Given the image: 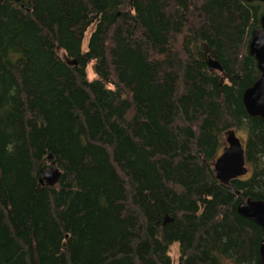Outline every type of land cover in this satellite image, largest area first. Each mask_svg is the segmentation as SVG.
Masks as SVG:
<instances>
[{
  "label": "trees",
  "instance_id": "16d2710c",
  "mask_svg": "<svg viewBox=\"0 0 264 264\" xmlns=\"http://www.w3.org/2000/svg\"><path fill=\"white\" fill-rule=\"evenodd\" d=\"M263 10L0 0V264H172L175 243L176 264H260L261 228L236 208L264 201V123L242 102ZM228 130L248 172L223 184Z\"/></svg>",
  "mask_w": 264,
  "mask_h": 264
},
{
  "label": "water",
  "instance_id": "95a60500",
  "mask_svg": "<svg viewBox=\"0 0 264 264\" xmlns=\"http://www.w3.org/2000/svg\"><path fill=\"white\" fill-rule=\"evenodd\" d=\"M15 1L19 2L20 0ZM245 1L251 2L254 0ZM248 51L256 59L260 75L250 87L243 91L242 102L250 116L260 117L264 123V10L260 16V26L251 32ZM208 66L214 70H222L219 62L210 56ZM244 144V139L237 136L234 130L226 131L225 146L214 161V173L218 181L223 184H229L232 179L247 174L248 167L246 166ZM50 157L48 156V158ZM59 176L60 170L52 163L46 169L41 170L39 182L43 183L46 181L49 185H53L57 182ZM236 209L240 216L261 228L262 236L259 245V255L260 264H264V201L247 198L240 202Z\"/></svg>",
  "mask_w": 264,
  "mask_h": 264
},
{
  "label": "rangeland",
  "instance_id": "374dc122",
  "mask_svg": "<svg viewBox=\"0 0 264 264\" xmlns=\"http://www.w3.org/2000/svg\"><path fill=\"white\" fill-rule=\"evenodd\" d=\"M88 34L89 33L85 34L84 41H83V48L86 47ZM86 74H87V79L88 80L92 81V80H95L97 78L96 72H95L94 67H93V62H90V63L87 64V66H86ZM241 135H245V133L242 132ZM177 248H178L177 243L173 244L171 246V248H170V256H171L172 264H176L177 259H178ZM227 264H230V263H227Z\"/></svg>",
  "mask_w": 264,
  "mask_h": 264
}]
</instances>
